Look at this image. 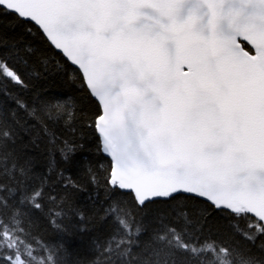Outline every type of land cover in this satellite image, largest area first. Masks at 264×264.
<instances>
[{"label": "water", "instance_id": "obj_1", "mask_svg": "<svg viewBox=\"0 0 264 264\" xmlns=\"http://www.w3.org/2000/svg\"><path fill=\"white\" fill-rule=\"evenodd\" d=\"M0 5L80 70L112 184L138 204L183 192L264 224V0Z\"/></svg>", "mask_w": 264, "mask_h": 264}, {"label": "trees", "instance_id": "obj_2", "mask_svg": "<svg viewBox=\"0 0 264 264\" xmlns=\"http://www.w3.org/2000/svg\"><path fill=\"white\" fill-rule=\"evenodd\" d=\"M243 47L252 52L245 43ZM80 70L0 5V264H264V224L110 182Z\"/></svg>", "mask_w": 264, "mask_h": 264}]
</instances>
